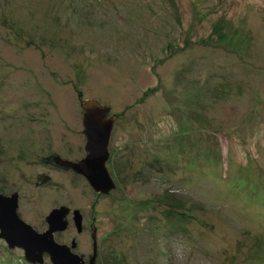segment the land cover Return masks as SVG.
<instances>
[{
  "label": "rangeland",
  "instance_id": "rangeland-1",
  "mask_svg": "<svg viewBox=\"0 0 264 264\" xmlns=\"http://www.w3.org/2000/svg\"><path fill=\"white\" fill-rule=\"evenodd\" d=\"M91 98L116 115L109 194L44 163L85 156ZM14 190L34 226L79 209L83 232L70 218L60 240L90 255L97 225L99 264H264V0H0V192ZM23 255L0 240V264Z\"/></svg>",
  "mask_w": 264,
  "mask_h": 264
},
{
  "label": "water",
  "instance_id": "water-1",
  "mask_svg": "<svg viewBox=\"0 0 264 264\" xmlns=\"http://www.w3.org/2000/svg\"><path fill=\"white\" fill-rule=\"evenodd\" d=\"M82 107L83 133L86 137L85 156L73 161L60 155H52L45 162H51L65 170L72 169L82 175L95 192L109 194L116 188V182L107 167L110 158L108 147L116 115H110L111 107L96 98L85 100ZM18 206V192L11 195L0 194V238L5 240L11 250H23L24 259L31 264H44V254L49 255L52 264H98L96 241L94 254L89 261L85 260L84 255L73 251L77 241L74 240L71 244L56 241L55 233L69 227V207L53 208L46 216L48 228L40 232L19 216ZM74 223L78 232H81L83 217L78 209L74 210ZM93 237L95 238L94 235Z\"/></svg>",
  "mask_w": 264,
  "mask_h": 264
},
{
  "label": "flooded vegetation",
  "instance_id": "flooded-vegetation-1",
  "mask_svg": "<svg viewBox=\"0 0 264 264\" xmlns=\"http://www.w3.org/2000/svg\"><path fill=\"white\" fill-rule=\"evenodd\" d=\"M110 115H111V112H110ZM86 142V141H85ZM109 151H110V142H109ZM53 155H57V154H53ZM51 156V155H50ZM80 159H82V158H80ZM80 159H78V160H80ZM77 160V161H78ZM108 162V161H107ZM45 164H51V162H48V163H46V162H44ZM53 165V164H52ZM53 167H56V168H59V167H57V166H55V165H53ZM72 169H70V171H71ZM74 173H76L74 170H72ZM77 174V173H76ZM80 175V174H79ZM40 177L38 178L40 181L37 183L38 185L39 184H42V185H45V184H49L50 182H51V177H46V176H42L41 177V175H39ZM15 192H18L19 193V206H18V209H17V211H18V213H19V216L24 220V221H26V222H28V223H30L31 224V222L28 220V218L26 217V216H24L23 215V212H22V207H21V204H20V202H21V193H20V191L19 190H14V191H12V192H10V193H4V192H0V194H4V195H11V194H13V193H15ZM60 206H66V205H59V206H56V207H60ZM56 207H54V208H56ZM68 207V206H67ZM70 208V207H69ZM53 209V208H52ZM74 210H76V209H73V210H71V208H70V212H69V214H68V216H67V219H68V221H69V227L67 228V230H65V231H62V232H56L55 233V239H56V241L57 242H59V243H65V242H63V241H61L60 240V235H62L64 232H68V230H69V228H70V226H71V220H70V218H72V222H74ZM79 210V209H78ZM31 225H33V224H31ZM74 225H75V223H74ZM34 226V225H33ZM75 227H76V225H75ZM34 228L37 230V231H44V230H46L47 228H48V224H47V222H46V217H45V224L44 225H41V224H37L36 226H34ZM76 229H77V227H76ZM83 230H84V224H83ZM83 230L81 231V232H79V233H82L83 232ZM91 237H92V254H90V255H85V254H83V253H79V252H76L75 251V248H74V252H76V253H78V254H82V255H84V258H85V260L86 261H89L90 260V258L92 257V255L94 254V243H95V241H96V244H97V258H96V261H97V263L99 264V260H103V254H102V242L101 241H99L100 239H99V229H98V227H97V225H95V224H93L92 226H91ZM78 231V230H77ZM93 235L95 236V238L93 237ZM0 240L3 242V244H4V246L6 247V249H8V250H10V251H14V250H16V249H18V248H16V249H14V250H11L10 248H9V246L7 245V243L5 242V240L4 239H2V238H0ZM76 241V239L75 238H73L72 239V241H71V243L73 242V241ZM70 243V244H71ZM66 244H68V243H66ZM19 250H21V249H19ZM22 251V253H24L23 252V250H21ZM24 256V255H23ZM22 261H24L23 259H22ZM21 264H23V262H21ZM31 264V263H30ZM44 264H52L51 263V261H50V257H49V255L48 254H44Z\"/></svg>",
  "mask_w": 264,
  "mask_h": 264
},
{
  "label": "trees",
  "instance_id": "trees-1",
  "mask_svg": "<svg viewBox=\"0 0 264 264\" xmlns=\"http://www.w3.org/2000/svg\"><path fill=\"white\" fill-rule=\"evenodd\" d=\"M173 213H176V214H178L177 212H176V210H173ZM170 217V216H169ZM169 217H166L167 219H169Z\"/></svg>",
  "mask_w": 264,
  "mask_h": 264
}]
</instances>
